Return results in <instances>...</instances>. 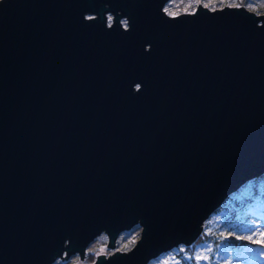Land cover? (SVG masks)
<instances>
[{
  "label": "water",
  "instance_id": "obj_1",
  "mask_svg": "<svg viewBox=\"0 0 264 264\" xmlns=\"http://www.w3.org/2000/svg\"><path fill=\"white\" fill-rule=\"evenodd\" d=\"M167 1L0 0V264H147L264 174V14Z\"/></svg>",
  "mask_w": 264,
  "mask_h": 264
},
{
  "label": "rangeland",
  "instance_id": "obj_2",
  "mask_svg": "<svg viewBox=\"0 0 264 264\" xmlns=\"http://www.w3.org/2000/svg\"><path fill=\"white\" fill-rule=\"evenodd\" d=\"M200 4L210 9L224 6H244L257 14H264V0H169L164 10L169 15L192 12ZM108 16V23L111 21ZM122 24L126 27L125 20ZM248 182L231 194L203 222L201 233L211 234V241H200L193 246L179 245L162 252L147 264H264V200H252L251 206L237 217L227 221L235 210L234 201L248 198ZM232 198V200H231ZM239 221L235 223L234 221ZM141 226L133 225L123 231L115 240L114 247L107 246L108 237L102 233L87 247L82 259L78 254L57 259L54 264H94L99 254L108 255L114 251L130 250L140 236ZM201 235V234H200ZM233 238L236 248L226 242ZM215 240V241H213Z\"/></svg>",
  "mask_w": 264,
  "mask_h": 264
},
{
  "label": "trees",
  "instance_id": "obj_3",
  "mask_svg": "<svg viewBox=\"0 0 264 264\" xmlns=\"http://www.w3.org/2000/svg\"><path fill=\"white\" fill-rule=\"evenodd\" d=\"M247 186L249 187V196L248 198H242L241 201H232L234 202V205H235V210L231 213L230 217H228L227 221H231L233 218H236L239 220L240 217L242 216L243 214V210H247V208H249L251 206V201L252 200H264V174L258 178H255L254 180L248 182ZM232 200V198H231ZM234 221L235 223H239V221ZM237 223V224H238ZM201 235H199L197 237V239L195 241H193L191 244H189L188 246L191 247L193 246L194 244L200 241H211V234H204V233H200ZM230 235L228 236V239H227V236H226V243L233 247V248H236L238 245H239V242L237 243L235 239L233 238H229ZM215 241V240H213Z\"/></svg>",
  "mask_w": 264,
  "mask_h": 264
},
{
  "label": "snow or ice",
  "instance_id": "obj_4",
  "mask_svg": "<svg viewBox=\"0 0 264 264\" xmlns=\"http://www.w3.org/2000/svg\"><path fill=\"white\" fill-rule=\"evenodd\" d=\"M109 19H111V18H109ZM125 24H126V22H125ZM137 88H139V85H137ZM262 243H264V241H262Z\"/></svg>",
  "mask_w": 264,
  "mask_h": 264
},
{
  "label": "built area",
  "instance_id": "obj_5",
  "mask_svg": "<svg viewBox=\"0 0 264 264\" xmlns=\"http://www.w3.org/2000/svg\"><path fill=\"white\" fill-rule=\"evenodd\" d=\"M65 255V254H64Z\"/></svg>",
  "mask_w": 264,
  "mask_h": 264
}]
</instances>
